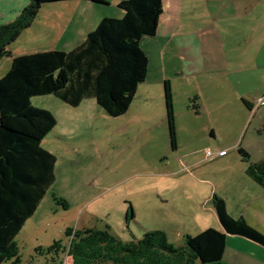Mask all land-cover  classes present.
Wrapping results in <instances>:
<instances>
[{
  "label": "rangeland",
  "instance_id": "374dc122",
  "mask_svg": "<svg viewBox=\"0 0 264 264\" xmlns=\"http://www.w3.org/2000/svg\"><path fill=\"white\" fill-rule=\"evenodd\" d=\"M67 3L39 9V21L21 32L13 51L43 50L54 35L48 27L63 26L65 15L79 9L82 15L117 11L115 4ZM180 17L184 30L199 25L202 34L210 24L218 27L221 54L229 68L249 70L198 76L197 66L187 60L191 48L164 55L172 65L166 71L180 72L170 87L174 148L163 86L138 85L127 111L115 117L93 98L85 101L92 106L74 116L67 113L73 108L54 95L32 97V107L47 110L56 119L41 143L55 157V181L15 236L19 264H69L66 252H46L54 241L68 246V228H108L123 242L159 230L170 244L182 245L186 235L207 228L222 230L213 197L224 201L229 216L244 218L264 235V186L248 172V166L264 156V132L258 134L256 127L259 115L264 117V54L256 60L258 43H264L257 40L264 35V0H184ZM245 30L252 39L240 44ZM220 47L212 50L218 54ZM9 61L6 57L0 61V77ZM198 91L203 96L196 101L205 100L207 106L196 114L188 106L195 96L190 94ZM242 101L259 106L261 113H249ZM54 197L64 199L66 207ZM2 264H13V259Z\"/></svg>",
  "mask_w": 264,
  "mask_h": 264
},
{
  "label": "trees",
  "instance_id": "16d2710c",
  "mask_svg": "<svg viewBox=\"0 0 264 264\" xmlns=\"http://www.w3.org/2000/svg\"><path fill=\"white\" fill-rule=\"evenodd\" d=\"M59 1L67 0H29L13 21L0 24V61L5 57L11 60L9 69L0 77V264L10 259L19 264L15 236L55 181V157L41 143L56 125V119L49 111L32 107L30 99L54 95L76 107L93 98L106 114H124L148 74L141 38L156 34L163 9L162 0H120L117 7L122 16L102 18L72 49L12 55L10 45L31 26L40 7ZM163 95L170 144L174 148L168 81L163 82ZM195 100L196 97L190 99L191 108L197 111ZM238 152L247 157L244 151ZM248 172L264 186V158L251 163ZM56 200L66 207L64 199ZM213 201L222 230L207 228L195 236L186 235L179 246L170 244L159 230L146 231L138 240L123 242L108 228L87 227L66 229L68 246L54 241L46 252H66L69 264H220L226 234L264 245L262 233L244 218L229 216L222 199L213 197Z\"/></svg>",
  "mask_w": 264,
  "mask_h": 264
},
{
  "label": "crops",
  "instance_id": "0c3cea01",
  "mask_svg": "<svg viewBox=\"0 0 264 264\" xmlns=\"http://www.w3.org/2000/svg\"><path fill=\"white\" fill-rule=\"evenodd\" d=\"M102 1L103 2H93L89 0L63 1L69 2L67 4L74 2L75 4H79L82 6H90V3L97 4L101 7L115 4L117 11L102 9V11L98 13V15H82V11L81 9H79V11L73 15H65L66 19L63 26L48 27V32L53 33L54 35L51 37L50 41L46 42L47 44H45V46H43V48L41 49H56L68 51L81 43L85 39L87 34L97 26L102 18L106 16H122V11L117 7V3L120 0ZM182 1L184 0H162L163 9L159 17L156 34L154 36H143L141 38L140 46L148 58V74L145 82L141 83L139 86H143L142 88H148L149 86L157 88L158 86H163L164 81H168L170 87L172 88V82L174 79L173 77H180V72H178V70H172V74H169L166 71L167 68H172V65H170V61L168 59L164 58V55L176 54L178 53V51H181L186 47H188V49L191 48L192 50L191 55L187 57V60L188 63H190L192 66H197L198 76H211V73L221 74L226 72L230 73L233 71L247 72L249 70L248 66H241L235 69L229 68L226 57L224 58V56L221 54L222 48L219 46V39L222 34L221 30L218 27L212 26L210 24L208 25V27H206L202 34L199 33V25L195 26V29L184 30V26L180 17ZM28 2L29 0H0V21L4 19L3 16L6 17V19L4 20V24L13 21L17 17L21 9L28 4ZM59 2L43 4L40 9L43 6ZM118 10H120V12ZM36 20L39 21L37 17ZM36 20L33 21L30 27L33 26ZM28 28L24 29L22 32H24ZM39 36V34L36 35V38H39ZM251 39L252 35L249 36L245 30L241 35L240 44H247ZM263 39L264 35L257 36V40L263 41ZM12 44L10 45V51L12 55L34 52V50H28L26 48H23V50L19 52H14V47H12ZM258 44L260 45L257 47V50L259 51V53L257 52V61H259L258 59L263 58L261 52L264 54V43ZM217 45L218 47H220V51H218V54L214 50H212V48L214 46L217 47ZM9 62L11 63V61ZM190 95H195L194 97H196V100L200 99V96H203L199 91L194 92ZM196 100L194 103L197 106V111H195V109L193 108H190L189 106L188 111L193 110L196 114H198L202 111L203 108H206L207 105L205 100ZM85 101L86 99L76 107H72L73 111L67 109V113L76 116L82 110H85L86 106H92V103H86ZM243 104L246 109H249V113L257 115V110H259L258 113H261L260 109H258L259 106L255 108L254 103L247 102L246 105L243 102ZM258 120L259 123H257L256 127L260 128V130H258V134H260V132H264V117L262 115H259ZM263 158L264 156L259 158L258 161ZM217 230L219 229L217 228ZM220 264H264V245H261L249 238L240 235L226 234L225 248Z\"/></svg>",
  "mask_w": 264,
  "mask_h": 264
},
{
  "label": "built area",
  "instance_id": "2783aa9c",
  "mask_svg": "<svg viewBox=\"0 0 264 264\" xmlns=\"http://www.w3.org/2000/svg\"><path fill=\"white\" fill-rule=\"evenodd\" d=\"M65 263V262H64Z\"/></svg>",
  "mask_w": 264,
  "mask_h": 264
}]
</instances>
